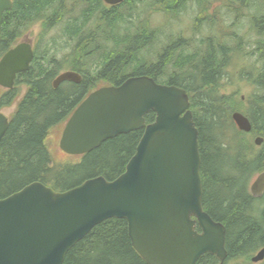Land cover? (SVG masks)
Masks as SVG:
<instances>
[{"label": "trees", "instance_id": "1", "mask_svg": "<svg viewBox=\"0 0 264 264\" xmlns=\"http://www.w3.org/2000/svg\"><path fill=\"white\" fill-rule=\"evenodd\" d=\"M11 1V9L2 17L0 58L34 26L40 31L29 70L16 77L12 90L0 93V111L17 101L0 141V199L32 183L64 192L89 179L113 181L121 175L143 130L109 139L66 165L53 163L45 142L50 130L65 122L90 92L146 76L186 91L198 130L203 210L226 229L223 264L235 259L249 264L264 249V193L255 198L248 186L249 179L264 172V0H231L241 8L230 13L235 18L249 11L248 24L255 38L247 42L249 50L237 25L222 28L224 38L217 41L211 27L217 20L207 13L208 0H125L115 7L101 0ZM193 3L200 8L196 18L208 17L209 38L201 39L197 49L180 32L162 43L159 27L150 26L148 16L140 17L137 8L150 5L154 13L175 18L190 13ZM58 27L59 33L48 40L46 36ZM238 50L243 51L241 58L254 63L243 62L233 74L229 54ZM63 71L78 74L81 82H64L54 88L53 81ZM233 77L255 88L246 106L237 93L224 91ZM19 85L25 87L20 98ZM234 112L249 120V135L262 138L259 150L244 144L246 134L238 132L231 120ZM154 118L148 113L145 123ZM62 264L147 263L133 248L127 223L109 219L78 242ZM196 264L220 263L206 254Z\"/></svg>", "mask_w": 264, "mask_h": 264}, {"label": "water", "instance_id": "2", "mask_svg": "<svg viewBox=\"0 0 264 264\" xmlns=\"http://www.w3.org/2000/svg\"><path fill=\"white\" fill-rule=\"evenodd\" d=\"M116 6L125 0H102ZM11 0H0L3 14ZM34 58L30 42H20L0 58V88L13 89L16 76L29 70ZM80 83L64 72L54 81ZM155 115L145 123V115ZM238 132L249 133V120L231 114ZM8 128L0 112V141ZM143 130L124 172L113 181L86 180L64 192L32 183L0 199V264H62L66 254L90 231L109 219L127 223L132 246L147 264H196L210 254L220 264L227 258L226 229L202 207L198 130L185 90L131 77L119 86L91 92L66 121L59 149L82 156L109 139ZM260 137L255 146H262ZM250 185L253 197L264 193V172ZM199 230V231H198ZM264 259V249L251 263Z\"/></svg>", "mask_w": 264, "mask_h": 264}, {"label": "rangeland", "instance_id": "3", "mask_svg": "<svg viewBox=\"0 0 264 264\" xmlns=\"http://www.w3.org/2000/svg\"><path fill=\"white\" fill-rule=\"evenodd\" d=\"M224 1V0H222ZM138 10L140 11V17L144 18L148 16L149 19V23L150 26H152L153 28H158L159 30L164 34V35H169L170 33L177 31V32H182L181 34L183 36L186 37H190V29L189 27L191 26V22H192V14L187 13V12H183L180 13L177 17L175 18H168V14L165 12H162V15L160 13H154V8L155 7H150L145 5H138ZM158 8V7H156ZM192 11V10H191ZM190 11V12H191ZM249 11L246 12V16H244L243 18L241 17L238 18L237 17V21H235L238 26V28H240V32H238L240 34V37L243 38V45L246 47V49L249 50L248 45L249 43H252L253 40H255V38L252 36L251 34V30H250V25L249 20H248V16L249 14H247ZM245 13V12H244ZM235 16L233 15H229L226 12H223V24L224 26L229 23V22H233L235 20ZM204 24H201L200 26H198L196 29L198 30L197 35L194 36V38L199 39V36L203 33V34H207L208 32V28L206 25V22H204ZM231 28L233 27V25H229ZM212 30L214 31H218L219 30V26H218V21L216 22L215 25H212ZM61 27L58 28H54L52 31H50V33L46 36V38L49 40L52 37L56 36L59 31H60ZM39 26L36 25L34 26L30 32L22 39V41H28L32 44L33 49H35V44L37 41V35L39 33ZM189 29V30H188ZM47 41L46 39L44 40V42ZM232 42V41H231ZM247 42H249L247 44ZM44 45V43H43ZM43 45L38 49V52L43 50ZM233 45H235L234 42L230 43V46L233 47ZM155 49H157L158 47H154ZM233 49V48H230ZM242 50V49H240ZM238 50L236 53H230V59L229 61V71H231V73L236 74V71H238L239 67H241L243 65V62H252L253 60H248L247 58H241L239 55L242 54L243 51ZM254 63V62H252ZM239 66V67H238ZM64 72V71H63ZM232 82L225 88L224 91H226L227 93H237V97L241 98L242 97V102L245 103V106L248 104L251 95H253L255 91V88H252L249 84H247L244 80L242 79H236V78H231L230 79ZM17 89L19 91V98L24 94L25 92V87L23 85H19L17 86ZM2 89L0 88V93H2ZM236 96V95H233ZM18 98V99H19ZM17 99V100H18ZM16 103L17 101L10 106L9 108H5L2 110V113L7 116L8 118L12 115V113L14 112L15 108H16ZM64 126V122L60 123L56 126H54L46 139V147L49 150L50 156L52 158L53 163H55L56 165H66V164H71L74 163L78 160V157H72V156H68L66 154H64L63 152H61L58 148V142H59V138L62 132ZM242 133V132H241ZM246 134V133H244ZM256 137H252L249 134H246V136L244 137L245 140H243L246 143L252 144V148H254V151H257L261 148L260 146H255L253 144L254 139ZM257 175H254L253 178L249 179V184L248 186H250V184L255 180L254 178H256ZM249 264H254V263H250ZM227 264H244V261L241 259H235L232 261H229ZM257 264H264L262 261L257 263Z\"/></svg>", "mask_w": 264, "mask_h": 264}, {"label": "flooded vegetation", "instance_id": "4", "mask_svg": "<svg viewBox=\"0 0 264 264\" xmlns=\"http://www.w3.org/2000/svg\"><path fill=\"white\" fill-rule=\"evenodd\" d=\"M236 8H239V10H241V8L237 5L236 1H231V0H224V1H222V0H208V4L206 6L207 13L211 17L214 18L213 21H216V20L218 21L219 30L216 31V33L218 35V37H216L218 42L222 41V37L224 35V33H223V35L221 34L224 31L222 28L226 29V27H228L229 25H233V27H232V29H233V28L236 27V24H237L235 22V21H237V18H236L235 21L229 22V23H227L224 26V24H223L224 22L222 20L223 19V12H226V13L229 12L228 14L230 15V13L234 12ZM191 10L192 11L190 12V14H192V22H191V26L189 27L190 32H191L190 35H189L190 36L189 39L191 41L192 49H197L199 47V43H200L201 39L207 40L209 38L208 37L209 31L207 32V34H203L202 33L199 36V39H196V38H194V36L197 35V33H198V30L196 28L198 26H200L201 24L205 25L204 22H206V20H208L207 19L208 17L206 18V16H204L202 18H196V17H199L198 14L200 13L199 12L200 8L195 3H193L191 5ZM160 14L162 15V12H160ZM170 18H172V17H170ZM209 23H210V21H209ZM206 25H207V22H206ZM177 33H179V32L174 31V32L170 33L169 35H164L162 33V34H160V41H162V43L165 44L170 38H172L173 36H176Z\"/></svg>", "mask_w": 264, "mask_h": 264}]
</instances>
